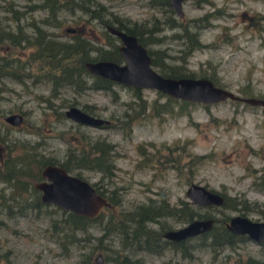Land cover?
I'll return each mask as SVG.
<instances>
[{
	"label": "rangeland",
	"instance_id": "rangeland-1",
	"mask_svg": "<svg viewBox=\"0 0 264 264\" xmlns=\"http://www.w3.org/2000/svg\"><path fill=\"white\" fill-rule=\"evenodd\" d=\"M36 1L0 0V19L15 26L14 12L6 9L11 4L22 10L18 22L30 33L31 21L39 22L47 13L46 9L30 6ZM98 1L106 9L103 17L110 20L118 18L129 25L136 23L145 30L153 22L160 25L161 28L152 27L153 31L149 29L144 34L149 40L147 46L157 58L184 62L195 75L214 74L218 84L239 94L264 97V0H183V17L178 16L173 7L169 11L157 0ZM74 2L83 6L77 5L74 9L70 5L63 6L58 12L61 23L46 25L47 29L60 38L79 34L95 45H105L104 23L90 14L92 11L84 6L86 0ZM169 12L177 22L189 24L184 36L177 35L183 30L181 25H168L165 19ZM153 36H158V40L152 41ZM195 37L201 44L187 49V42ZM31 49L30 46L3 44L0 53H6L5 60L17 56L22 61L29 57ZM165 51L170 56L163 59ZM91 52L95 54V50ZM182 53L184 58L177 57ZM2 57L0 60L4 55ZM31 67L36 71L33 79L26 77L20 81L10 76L0 77V136L9 146L35 143L36 149L46 156L72 161L76 156L69 154L70 150L83 147L87 139L110 141L113 144L111 177L101 178L99 169L88 167H82L80 172L91 181L100 178L105 186L116 189L121 195L118 212L161 195L167 197L170 204L189 200L185 190L195 181L226 194L230 202L236 196L247 199V208L211 204L200 208L204 212L215 217L241 212L252 218L264 217V186L259 183L264 177V105L225 98L211 103L190 101L181 107L180 98L167 99L166 93L153 87H139L137 92L141 97H133L135 91L133 93L123 82L114 85L116 98L102 88L79 92L67 86H61L59 94L52 96L50 80L38 75L40 63L37 66L32 62ZM21 70L25 69L18 61L14 72ZM141 99L147 103L145 113H140L131 126L122 123L117 116L124 111L126 103L134 100L132 107L136 111V100ZM163 103L169 105L170 110L156 112L151 105L160 107ZM69 104L93 106L95 113L109 117L110 121L97 125L79 123L54 109L64 110ZM11 111L23 114L18 125L4 119ZM4 220L0 224V254L5 257L0 258V264H32L34 261L76 264L77 249L71 246L66 252L56 243L47 229L45 215L29 211L4 217ZM160 220L171 226L182 224L177 216L170 215L151 221L149 228L157 231ZM100 225L97 222L91 225L94 233H100ZM191 242L194 239L185 244ZM103 244L119 250V234L111 233ZM114 249H102L98 263L107 255L104 264H115ZM131 255L138 257L141 264H245L244 260L249 257L258 258L264 264L261 244L250 237L218 254L207 248L193 247L192 255L183 256L168 245L160 251L139 249Z\"/></svg>",
	"mask_w": 264,
	"mask_h": 264
},
{
	"label": "trees",
	"instance_id": "trees-1",
	"mask_svg": "<svg viewBox=\"0 0 264 264\" xmlns=\"http://www.w3.org/2000/svg\"><path fill=\"white\" fill-rule=\"evenodd\" d=\"M74 1L76 0H38L32 3L30 5L32 8L40 7L46 9L47 13L44 14L41 21H31L32 31L30 33L23 29L24 25L18 22L21 15H23L22 10L20 11V9L11 4L6 6L7 10L14 12L13 16L15 17L16 23L15 26L11 27L9 22H3L0 19V46L3 44L14 46L22 45L30 46L32 49L29 52V57H25L22 61L17 56L5 60L6 53H0V57L4 55V59L0 60V77L10 76L20 81H23L26 77L33 79L36 71L31 67V63L34 62L37 66L40 63V73L38 75H43L44 78L50 80V94L52 96L59 94L61 86H67L79 92L87 88H102L106 92L111 93L114 98L117 97V91L114 85L118 81L90 72L84 66V60L86 59L111 58L120 60L122 58L118 50L119 43L116 39L112 40V35L109 31L104 30L108 37L106 44L98 46L92 43L87 37L79 34H75L69 38H60L53 34L51 30L47 29L46 25L57 26L61 23L62 18L58 17V12L63 10V6L70 5L72 9L77 5L83 6V4ZM86 1L87 5L84 4V6H87V9L92 11L90 13L91 15L98 16L99 21L103 23L104 21H115L117 22V26L134 32L143 44L148 43L149 40H146L147 37L145 38L143 34L146 31L142 30V27H139L136 23L132 25L126 24L118 18L110 20L103 17V13L106 12L103 3L98 0ZM157 1L168 8L169 11H172L169 0ZM97 10L99 12L94 14L93 12ZM173 17L169 12L165 20L168 21V25L170 26L181 25L183 30L181 34L177 35L184 36L189 24L182 25ZM152 27H156V29L161 28L160 25H156L154 22L149 29L152 30ZM153 37L152 41H156L159 38L158 36ZM200 44L197 37L192 38L187 42V49H194ZM93 50H95V54H92L91 51ZM182 50L184 51V48ZM148 51L151 54L153 65L158 66V70L163 74L175 76L195 75L194 72L187 68L186 63L162 60L155 56L153 49L148 47ZM183 55L182 53L177 55V57H182ZM169 56L170 54L167 51L162 55L163 59ZM170 59L173 58L170 57ZM17 60L22 62V67L25 69L19 73L14 72L15 64L18 63ZM201 75L209 76L217 83L214 74ZM40 77L43 78L42 76ZM127 85L133 90V93L135 91L133 97H141L140 93L137 92L139 86ZM170 98L175 99L177 97L167 94V99ZM190 101L192 100L180 98L181 107H183V103ZM133 102L134 100H129L126 103L127 106L124 108V111L117 116L122 123L129 126H131L137 116L145 113L147 107V103L143 99L141 101L136 100L138 108L136 111H133ZM151 105L156 112L162 111L165 108L170 110V106L166 103H163L160 107H157L156 104ZM83 108L95 113L93 106L88 107L84 104ZM54 109L61 116L64 114L62 109ZM0 138L3 139L2 136ZM19 144L21 148H18L20 145L18 147L15 144L9 146L6 143L4 157L0 160V224L5 222L4 217H10L15 214H27L29 211H34L35 215H45L48 220L47 229L56 243L66 252L70 251L71 246L77 249L78 256L76 258V264H104L107 255H104L103 262L100 263H98L95 257L97 253H101L102 249H114L103 244L104 238L110 237L111 233H117L120 236V248L119 250L114 249L115 255L113 256V260L115 264H141L142 261L138 257L131 255V253L139 249L160 251L162 248L171 245L174 250L180 251L183 256L192 255L193 247L207 248L213 254H218L224 248L233 246L237 241L248 238L245 233H235L227 229L225 220L229 215L215 217L211 213L204 212L200 209L204 206L208 207L211 204H197L185 199L180 200L177 204H170L167 197L161 195L158 198H149L145 202L134 204L129 209L118 212L117 205L121 202V195L116 193L115 188L111 189L105 186L100 178L92 181V183L99 192L107 196L109 204L105 205L94 217L76 213L53 202L43 201L40 198V190L33 185V181L42 178L41 167L44 163H60L67 170L83 177L85 176L80 172L82 167L99 169L101 171V178L111 177L113 174V164L111 162L110 151L113 149V144L104 139H87L83 147L76 150L72 148L70 150L71 152L69 154L74 153L76 156L72 161L67 158L65 160H59L51 156H46L43 152L36 149L35 143L28 144L23 142ZM73 169L77 171H73ZM259 183L264 186V177ZM223 196V202L219 205H228L231 208L238 209L247 208L246 198L236 196L234 201L230 202L231 198L226 194H223ZM170 215L177 216L182 223L194 217L213 216L214 219L209 229L178 240L164 238L163 232L167 228L172 227L171 225L165 224L164 220H160V227L157 231L149 228L151 221L162 217L167 218ZM95 222L97 224L101 223L100 233L98 234L94 233V229L91 228V225H94ZM165 239L167 241L163 243ZM189 239H194V242L185 244ZM154 241H157V243ZM259 243L264 251V238ZM2 257L5 256L3 254L1 256L0 254V258ZM244 261L245 264H263V261L254 257H249ZM32 264L38 263L34 261ZM158 264L167 263L163 262ZM221 264L226 263L223 262Z\"/></svg>",
	"mask_w": 264,
	"mask_h": 264
},
{
	"label": "water",
	"instance_id": "water-1",
	"mask_svg": "<svg viewBox=\"0 0 264 264\" xmlns=\"http://www.w3.org/2000/svg\"><path fill=\"white\" fill-rule=\"evenodd\" d=\"M183 0H169L178 16L184 14ZM109 30L119 36L120 60L111 58H93L84 60V66L97 73L119 82L139 87H153L171 96L211 103L225 98H236L250 103L264 105L263 96L242 95L223 85L217 84L206 75H169L160 72L152 63L147 47L135 33L113 24H107ZM65 114L85 124H101L108 117L90 113L78 105L71 104L64 109ZM5 120L13 124L22 121L19 111L8 112ZM3 153V142L0 140V157ZM42 178L33 181L40 190L43 201L53 202L59 206L90 217L96 216L102 208L109 204L107 196L99 192L92 181L67 170L57 162H46L41 167ZM186 195L193 203L221 204L223 194L204 183L192 181L186 187ZM213 216L194 217L182 224L167 228L163 236L170 239H182L203 230L209 229ZM227 229L235 233H245L248 237L261 241L264 238V217L252 218L244 213H232L225 220ZM101 253L96 254L100 261Z\"/></svg>",
	"mask_w": 264,
	"mask_h": 264
},
{
	"label": "flooded vegetation",
	"instance_id": "flooded-vegetation-1",
	"mask_svg": "<svg viewBox=\"0 0 264 264\" xmlns=\"http://www.w3.org/2000/svg\"><path fill=\"white\" fill-rule=\"evenodd\" d=\"M180 17H183V15L182 16H180ZM113 24V25H116L117 26V22H115V21H111V22H107V21H104V30L105 31H109V33L112 35V40H114V39H116V41L118 42V43H120V39H119V36L117 35V34H115V33H113V32H111L110 30H109V28L107 27V24ZM119 27V26H118ZM121 28H123V27H121ZM125 29V28H124ZM142 30H145V29H143L142 28ZM128 31V30H127ZM146 31V30H145ZM134 33V32H133ZM143 34H145V32L143 33ZM137 36V35H136ZM138 37V36H137ZM103 40H105L106 42L108 41V37H107V35H105V38H102ZM119 45V44H118ZM146 47H147V50H148V46H147V44H144ZM119 50V49H118ZM149 52V51H148ZM150 53V52H149ZM119 82V81H118ZM124 83V82H123ZM69 105H71V104H69ZM68 105V106H69ZM76 105V104H75ZM79 106V105H78ZM81 107V106H80ZM81 108H83V107H81ZM84 109V108H83ZM84 110H86V109H84ZM64 111V110H63ZM86 111H88V110H86ZM12 112V111H11ZM88 112H90V111H88ZM90 113H93V112H90ZM7 114V113H6ZM5 114V115H6ZM64 114H65V112H64ZM93 114H96V115H98L97 113H93ZM4 115V116H5ZM23 115V114H22ZM66 115V114H65ZM67 116V115H66ZM70 118V117H69ZM5 119V118H4ZM72 119V118H71ZM74 120V119H73ZM76 121V120H75ZM110 121V119L108 118V121L107 122H109ZM8 122V121H7ZM77 122H79V121H77ZM10 124H12V125H16V124H13V123H11V122H9ZM79 123H82V122H79ZM19 124V123H18ZM17 124V125H18ZM85 124V123H84ZM0 140L3 142V153H2V156L0 157V160L4 157V154H5V151H6V142H5V140L4 139H2V138H0ZM8 144V143H7ZM9 145V144H8ZM164 238H166L167 239V237H164ZM164 240L163 241V243L165 242V241H167V240ZM155 243H157V241H154ZM163 249V248H162Z\"/></svg>",
	"mask_w": 264,
	"mask_h": 264
}]
</instances>
